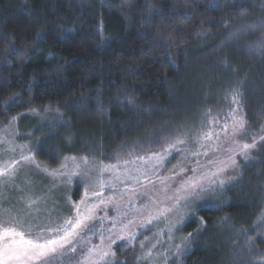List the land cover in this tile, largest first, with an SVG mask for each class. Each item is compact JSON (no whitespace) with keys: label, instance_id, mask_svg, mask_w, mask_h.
Wrapping results in <instances>:
<instances>
[{"label":"trees","instance_id":"16d2710c","mask_svg":"<svg viewBox=\"0 0 264 264\" xmlns=\"http://www.w3.org/2000/svg\"><path fill=\"white\" fill-rule=\"evenodd\" d=\"M247 24H264V0H0V124L28 112L59 115V126L39 133L37 154L51 163L86 154L94 140L101 153L155 142L185 120L204 131L227 110L245 118L247 135L260 134L264 55L247 45L264 28L227 41ZM237 87L239 103H229ZM243 173L220 202L196 207L178 264H237L227 263L226 241L245 259L264 256V203L255 194L264 150ZM222 221L229 231L216 228Z\"/></svg>","mask_w":264,"mask_h":264},{"label":"rangeland","instance_id":"374dc122","mask_svg":"<svg viewBox=\"0 0 264 264\" xmlns=\"http://www.w3.org/2000/svg\"><path fill=\"white\" fill-rule=\"evenodd\" d=\"M229 98L228 102L232 103ZM54 115L28 112L16 117L14 122L11 118L0 124L3 141L0 164L20 160L22 154L33 157L30 162L20 160L13 182L7 178L0 180V206L14 208L29 222L49 227L74 217V205H79L82 212L85 207L92 208L93 218L87 223L95 227L81 233L74 245L77 251L60 257V264H178L188 239L182 227L195 217L196 207L220 202L227 189L238 183L246 167L264 150V139H261L264 131L247 135L245 118L235 110H227L216 114L204 131L185 120L175 126V132L169 130L155 142L131 143L101 153L102 146L94 140L86 154L48 158L51 163L42 160L37 151L44 140L39 133L52 132L62 123L59 115ZM241 118L243 128L235 123ZM204 134H209L210 139H204ZM254 138L255 147L248 150L245 159L240 146L251 144ZM179 139L184 143H177ZM172 144L175 147L169 148ZM9 147H15V151H8ZM85 157L86 163L82 159ZM104 166L110 167L101 171ZM45 168L67 174L49 175ZM214 172L216 176H212ZM208 179L217 180V184L209 187ZM100 180L105 182L103 189L99 187ZM190 183L203 184L207 190L192 199L187 192ZM260 183L255 194L261 191L264 203V180ZM93 191H102V195L94 196ZM28 198H39V203L33 205L39 211L24 208ZM81 200L85 204H80ZM29 211L31 215H27ZM216 228L229 231L224 221L217 223ZM142 242L144 248H141ZM225 243L229 251L227 263L235 260L237 264H249L251 257H241L232 243ZM96 248L108 251L109 255L103 260L95 254L86 259L88 249ZM149 249L150 257L146 255ZM251 264H264V261L254 259Z\"/></svg>","mask_w":264,"mask_h":264},{"label":"snow or ice","instance_id":"6c2138e0","mask_svg":"<svg viewBox=\"0 0 264 264\" xmlns=\"http://www.w3.org/2000/svg\"><path fill=\"white\" fill-rule=\"evenodd\" d=\"M257 27L264 28V24L255 25L247 24L239 26L234 30L230 31L227 41L228 42H239L248 32L256 29ZM223 43V41L221 42ZM250 52H255L260 55H264V36L260 39L251 42L247 45ZM225 68L229 67L228 62L223 61ZM231 97L233 103H239L241 93L239 88H233L231 90ZM207 115V114H206ZM13 117V121H15ZM10 122V125L11 123ZM240 128H243V118L235 122ZM204 139H210L209 134H204ZM264 139V136L261 137ZM3 141L0 140V144ZM177 143H184L182 139L177 140ZM175 144L169 145V148H174ZM255 147V138L251 144L244 143L240 146V153L244 155L245 159L248 158V150ZM8 151H15V147H9ZM199 154V153H197ZM33 159L31 155H21L20 160L30 162ZM75 159V158H73ZM85 163L87 158H82ZM143 159V157H139ZM231 159V157H230ZM20 160L12 159L9 162L0 164V180L7 178L9 182H13L17 176L16 165L20 163ZM234 163V161H233ZM39 167V165H37ZM65 167V165H61ZM110 166H104L101 171H107ZM49 175H66L67 173L59 172V170L44 169ZM195 171V170H193ZM75 174V173H73ZM217 173H212V176H216ZM208 186L217 184V180L208 179ZM105 182L99 181L100 189H103ZM219 184H223V181H219ZM207 188L203 184L190 183L187 189L190 198L194 199L200 195L201 192L206 191ZM94 196L102 195V191H93ZM88 193L85 192V196ZM39 203V198H28L24 202V208L34 211L39 209H33V205ZM100 203H104L103 200ZM80 204H85L84 200L80 201ZM95 207V205L93 206ZM76 215L74 217L65 218L62 224L54 227L44 226L36 224L34 221L29 222L25 219L20 211L14 208H3L0 206V264H60V257L66 255L67 252L71 251L75 253L77 248L74 246L81 233L84 231H92L95 225H89L87 222L92 220V208L85 207L83 212L79 205H74ZM31 215V211L27 213ZM5 216L8 219H5ZM259 220H264V216H261ZM258 220V223H259ZM151 219L148 221L150 224ZM264 228V224L261 225ZM259 231V229H256ZM244 235V245L247 251H253V237L248 235L246 230H241ZM123 239V237H121ZM134 238V237H133ZM154 246V245H153ZM145 245L142 242L141 248ZM95 254L100 260L109 255L108 251H102L101 249H88V257L91 259L92 255ZM114 255V253H113ZM148 257L151 256V250L149 249L146 253ZM264 261V257L260 258ZM110 264V262H108Z\"/></svg>","mask_w":264,"mask_h":264}]
</instances>
